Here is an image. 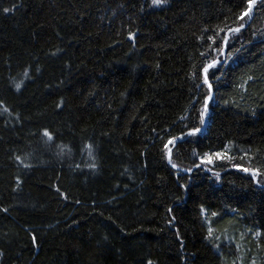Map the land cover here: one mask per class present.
Returning a JSON list of instances; mask_svg holds the SVG:
<instances>
[{
    "label": "trees",
    "instance_id": "1",
    "mask_svg": "<svg viewBox=\"0 0 264 264\" xmlns=\"http://www.w3.org/2000/svg\"><path fill=\"white\" fill-rule=\"evenodd\" d=\"M248 2L0 0V264H264Z\"/></svg>",
    "mask_w": 264,
    "mask_h": 264
},
{
    "label": "snow or ice",
    "instance_id": "2",
    "mask_svg": "<svg viewBox=\"0 0 264 264\" xmlns=\"http://www.w3.org/2000/svg\"><path fill=\"white\" fill-rule=\"evenodd\" d=\"M166 2H167V0H152V3H153L154 5H157V6L162 5V4H165ZM254 4H255V0H249V2H248V12L245 13L244 15H248V14H250V13L252 12ZM5 11L7 12L8 10L5 9ZM243 27H244V25L241 24V26L238 27V28H231V29H229V33H228V35L225 36V44L227 43V40H228L230 34L240 32L241 29H242ZM129 38L131 39L132 36H130ZM209 39L211 40V39H213V38H212V37H209ZM215 66H216V62H213V63H209V64H207V65L203 68V72H204V74H205V75H204V79H203V83H204L205 85H208L209 92L212 91V85H211L210 82H209V75H208V74H209L210 70L213 69ZM20 87H21L20 84H17V85H16V88H17V89H19ZM210 99H211V97L209 96V98L205 100V109H204V111L201 112V123H204V122H205V120H204V116H205V113L208 112V110H209L208 107H207V105H208V102H209ZM200 132H201V129H200V128H194L192 131H190V132L188 133V135H189V136H198ZM43 135H44L45 137H48L49 140H52V139H53L52 135H50V133H49L48 130H45V131L43 132ZM185 139H186V138H185ZM178 142H179V141H176V140H174V139H173V140H169V144L178 143ZM165 147H168V145H165ZM216 156L219 158V157L221 156V154H220V153H216ZM202 162H206V163L211 164L213 161L209 158V159H207V160H205V161H202ZM90 167L94 168L95 165H94V164H93V165H90ZM172 167L175 168V165H172ZM197 167H199V166L197 165ZM241 170L244 171V172H251V174H252L253 177H255V176L257 175V172L252 171V170H250V169H246V168H245V169H241ZM213 215H215V214H213ZM34 239H35V238H34Z\"/></svg>",
    "mask_w": 264,
    "mask_h": 264
},
{
    "label": "water",
    "instance_id": "3",
    "mask_svg": "<svg viewBox=\"0 0 264 264\" xmlns=\"http://www.w3.org/2000/svg\"><path fill=\"white\" fill-rule=\"evenodd\" d=\"M253 7H254V6H253ZM252 11H253V10H252ZM210 97H211V99H212L213 94H211ZM211 99H210V100H211ZM210 100H209V101H210ZM204 123H205L204 125H206V122H204ZM204 127H205V126H204ZM204 127H203V128H204ZM203 128H202V129H203Z\"/></svg>",
    "mask_w": 264,
    "mask_h": 264
},
{
    "label": "rangeland",
    "instance_id": "4",
    "mask_svg": "<svg viewBox=\"0 0 264 264\" xmlns=\"http://www.w3.org/2000/svg\"><path fill=\"white\" fill-rule=\"evenodd\" d=\"M206 114H207V112L205 113V116H204V118H206ZM204 124H205V123H203V127H204V126H206V125H204Z\"/></svg>",
    "mask_w": 264,
    "mask_h": 264
}]
</instances>
